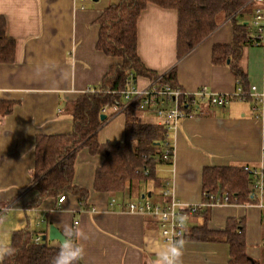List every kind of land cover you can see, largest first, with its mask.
Wrapping results in <instances>:
<instances>
[{
    "label": "crops",
    "instance_id": "0c3cea01",
    "mask_svg": "<svg viewBox=\"0 0 264 264\" xmlns=\"http://www.w3.org/2000/svg\"><path fill=\"white\" fill-rule=\"evenodd\" d=\"M121 1L0 0L7 36L16 41L14 62L0 64V107H12L9 114L0 113V206H12L0 224V248L8 247L14 231L28 229L47 236L50 226L62 230L63 224L74 227L78 222L76 229L82 238L76 242L84 248L83 264H153L155 255L148 251L146 238L162 239L158 223L151 217L127 212L128 204L143 198L163 203V191L169 184L178 200L201 205L206 168L264 169V121L253 112V103L235 101L224 108L204 103L194 116L183 119L176 130L169 132L174 159L171 167L155 171V179L136 182L123 192H97L95 173L104 159L84 148L76 155L74 184L89 191L86 201L82 203L83 197L67 193L61 205L58 201L63 195L46 199L38 208H25L38 195L33 179L37 138L70 134L74 120L68 105L99 86L117 63L98 49V22L105 10ZM137 30L138 55L158 78L176 67L178 87L188 93L203 88L217 94L237 91L240 79L229 63H213L214 46L233 42L229 21L221 23L180 61L176 10L149 4L139 17ZM249 46L242 49L238 65L247 75L249 86L262 87L263 72L256 77L244 60V50ZM154 80L139 76L135 83L144 89ZM104 115L108 121L98 133L99 142H123L125 113L108 108ZM142 118L160 125L154 113L143 112ZM151 181L154 186L147 187ZM155 186L162 191H154ZM204 211L187 220L180 264H234L231 246L220 236L229 220L242 223L249 260L264 264L263 211L255 202L215 205L206 214ZM202 227L212 239L189 237ZM47 242L60 247L58 241Z\"/></svg>",
    "mask_w": 264,
    "mask_h": 264
},
{
    "label": "trees",
    "instance_id": "16d2710c",
    "mask_svg": "<svg viewBox=\"0 0 264 264\" xmlns=\"http://www.w3.org/2000/svg\"><path fill=\"white\" fill-rule=\"evenodd\" d=\"M149 4L178 12V61L212 35L221 23L229 21L233 28V42L231 45L214 46L213 63L223 65L230 61L229 66L244 89H249L247 75L238 62L242 49L253 45L249 39L248 25L239 20L246 12L252 14L250 0H122L110 6L99 18L98 49L116 59L117 63L110 68L99 86L68 105L74 120L70 134L37 138L33 179L38 195L26 204V209L38 208L46 199L67 193L83 197L82 203L86 201L89 191L74 184L76 155L84 148L91 155L104 159L95 173L94 189L97 192H123L136 182L155 179L159 164L172 165V162L163 159L165 151L171 147L168 129L145 121L139 102L136 100L126 105L123 95L130 75L135 79L139 76L158 78L154 72L146 69L137 52L138 20ZM15 53L16 41L7 36L6 20L0 16V64L13 63ZM176 71L174 67L161 77L162 84L178 87ZM6 107L1 105L2 115L12 111L11 106ZM104 108L125 113L123 142H99L98 133L108 121L107 118L104 121L101 119ZM145 171H148V175H145ZM252 182V174L245 167H208L203 174L204 201H207L205 194H216L221 190L237 200L238 204H249L253 202L249 189ZM207 210L203 213L206 214ZM242 226L240 222L229 220L227 228L220 233L221 240H226L231 246L232 263L253 264L246 255ZM206 233L207 228L202 227L189 237L200 241L212 239ZM39 235L28 229L14 231L10 244L2 252L0 264H52L60 247L50 246L47 241L35 243ZM75 264L83 263L79 259Z\"/></svg>",
    "mask_w": 264,
    "mask_h": 264
},
{
    "label": "built area",
    "instance_id": "2783aa9c",
    "mask_svg": "<svg viewBox=\"0 0 264 264\" xmlns=\"http://www.w3.org/2000/svg\"><path fill=\"white\" fill-rule=\"evenodd\" d=\"M79 1L86 2L88 0ZM250 4L253 6L252 27L254 34L250 35L249 39L253 45L260 46L264 50V0H250ZM135 80L130 75L126 82V89L123 92L126 105L137 100L139 109L144 113H154L159 119L160 125L167 128L168 132L176 130L183 119L194 116V113L199 111L204 103L209 107L224 108L235 101L249 100L253 103V112L264 121V65L262 87L250 85L249 89L245 90L242 82L238 80V88L234 94H217L206 88L196 93H188L180 87L172 88L163 85L161 78L155 79L150 86L139 89ZM107 110L108 108H104L103 113L105 114ZM171 148H173L172 145L164 153L163 159L166 162H172L174 159V150ZM245 170L252 174L253 182L251 183L250 196L263 211L264 219V169L245 166ZM145 175H148V171H145ZM205 197L207 201L201 205L185 204L175 197L168 184L163 191V198L166 200L163 203H153L143 198L128 204L126 210L129 213L155 219L162 239L184 241L187 237V220L190 217L215 205L238 204L237 200H233L227 193H207ZM65 199L66 196L63 195L58 201L59 205ZM11 209L12 206H0V224L5 221ZM78 224L76 222L74 227L77 228ZM42 242L41 235L35 238V243ZM1 256L2 252H0Z\"/></svg>",
    "mask_w": 264,
    "mask_h": 264
},
{
    "label": "clouds",
    "instance_id": "9594fccd",
    "mask_svg": "<svg viewBox=\"0 0 264 264\" xmlns=\"http://www.w3.org/2000/svg\"><path fill=\"white\" fill-rule=\"evenodd\" d=\"M61 233V244L58 254L53 258L52 264H75L84 255V248L76 240L82 238L79 229L72 225L63 224ZM148 251L154 253L153 264H180L181 249L183 240L146 238Z\"/></svg>",
    "mask_w": 264,
    "mask_h": 264
},
{
    "label": "rangeland",
    "instance_id": "374dc122",
    "mask_svg": "<svg viewBox=\"0 0 264 264\" xmlns=\"http://www.w3.org/2000/svg\"><path fill=\"white\" fill-rule=\"evenodd\" d=\"M253 8V6H252ZM239 20L242 22V23H246L248 24L247 28H248V34L249 36L254 34V29L252 27V22H253V16L251 13H244L242 16L239 17ZM244 60H248L249 62V69L254 73V75L256 77H259L262 75V72H263V65H264V50L262 47L260 46H256V45H253V46H249V48H247V50L245 51L244 50ZM246 102H249L250 101H246ZM171 166L167 165V164H159L157 166V169L158 170L159 168H169ZM154 181H151V182H148L147 184V187L149 186H154ZM154 191H162V188H160L159 186H155V188H153ZM148 201H152V199H148ZM5 249V246L3 245L2 248H0L1 252H3V250Z\"/></svg>",
    "mask_w": 264,
    "mask_h": 264
},
{
    "label": "water",
    "instance_id": "95a60500",
    "mask_svg": "<svg viewBox=\"0 0 264 264\" xmlns=\"http://www.w3.org/2000/svg\"><path fill=\"white\" fill-rule=\"evenodd\" d=\"M229 62L230 61H228V63ZM106 118L107 117L105 115H103L101 117L102 121L106 120ZM61 239H62V237H61L60 231L54 226H50L49 234L47 236L46 235L43 236V241H47V240H49L51 242L58 241L60 244H61Z\"/></svg>",
    "mask_w": 264,
    "mask_h": 264
}]
</instances>
